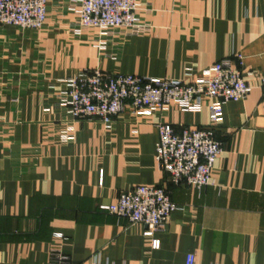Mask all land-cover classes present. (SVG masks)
Segmentation results:
<instances>
[{
  "label": "crops",
  "instance_id": "0c3cea01",
  "mask_svg": "<svg viewBox=\"0 0 264 264\" xmlns=\"http://www.w3.org/2000/svg\"><path fill=\"white\" fill-rule=\"evenodd\" d=\"M139 3L151 28L140 36L75 34L70 0H48L41 30L0 27V264H49L55 248L73 264H186L190 254L195 264H264V0ZM239 55L252 90L223 106L224 150L203 190L167 184L157 124L207 126V108L126 112L106 128L63 105L84 70L181 80ZM68 125L75 138L64 142ZM138 186L169 188L178 207L155 234L158 250L146 226L99 209Z\"/></svg>",
  "mask_w": 264,
  "mask_h": 264
},
{
  "label": "built area",
  "instance_id": "2783aa9c",
  "mask_svg": "<svg viewBox=\"0 0 264 264\" xmlns=\"http://www.w3.org/2000/svg\"><path fill=\"white\" fill-rule=\"evenodd\" d=\"M48 0H0V27L41 30L47 19ZM70 10L76 18L75 34L85 29L102 33L118 29L129 36H140L151 31L138 18L139 0H70ZM244 58L222 60L203 71L199 77L189 73L184 79L150 78L130 74H112L101 70H84L68 80L69 90L63 105L73 120H96L112 128L126 112L136 117L164 116L175 105L185 113L208 110V125L180 126L159 122V141L156 161L171 186L186 185L197 190L212 185V171L224 150L216 137V128L222 120L224 104L247 98L252 90L244 81ZM264 98V78L261 81ZM61 140L73 141L74 128L67 126ZM101 183V178H100ZM101 212L113 215L130 224L146 226L143 235L152 239L153 250L161 246L155 237L178 210L167 187L138 186L120 193L113 204L99 206ZM61 237V234H55ZM190 254L186 264H195ZM49 264H73L71 256L53 249Z\"/></svg>",
  "mask_w": 264,
  "mask_h": 264
}]
</instances>
